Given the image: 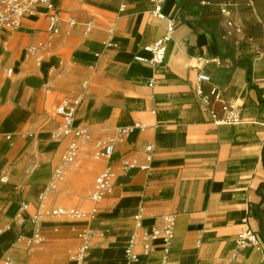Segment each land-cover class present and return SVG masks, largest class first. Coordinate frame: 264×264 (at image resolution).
<instances>
[{"label":"crops","instance_id":"1","mask_svg":"<svg viewBox=\"0 0 264 264\" xmlns=\"http://www.w3.org/2000/svg\"><path fill=\"white\" fill-rule=\"evenodd\" d=\"M55 2L58 32L38 5L19 29L0 33V264H75L85 239L87 264H264V202L261 221L253 215L264 184V104L228 54L236 45L254 53L252 82L264 97V0ZM156 7L174 30L152 67L135 56L165 33ZM197 67L240 107V123L213 122L197 94ZM74 97L75 123L93 140L116 139L103 159L113 185L89 220L49 208L59 185L48 190V182L72 137L58 135L53 107ZM88 201L60 207L87 210ZM36 214L40 241L30 243ZM166 216L172 236L145 250L143 232L161 229ZM244 220L263 247L232 258Z\"/></svg>","mask_w":264,"mask_h":264},{"label":"built area","instance_id":"2","mask_svg":"<svg viewBox=\"0 0 264 264\" xmlns=\"http://www.w3.org/2000/svg\"><path fill=\"white\" fill-rule=\"evenodd\" d=\"M38 5L44 6L46 9L45 17L48 20V31L51 34L58 32L61 9L55 0H0V33L19 29L25 17L32 16L36 13V7ZM153 12L157 17L166 19L167 24L165 33L143 47L146 54H138L135 58L144 64L155 67L162 64L164 61L167 44L171 40L174 30V20L165 17L158 7H156ZM196 78L199 84L197 94L213 122L218 124L240 123V107L225 97L222 88L213 82L210 74L207 73L204 68L197 67ZM80 102L81 100L77 97L70 99L65 98L56 106V113L62 118V127L58 135H71L72 137L66 152L62 156V162L54 169L53 176L48 182V190L57 189L59 183L63 180L65 166L75 162L80 152L81 145L91 142L97 159L102 158L109 160L114 153L116 139L113 136L109 135L100 140H93L89 130L85 126L75 123ZM127 131V128H121L119 130V135L122 136ZM5 137L10 139V135L8 134H6ZM114 176L115 173L109 164H106L96 175L89 195L92 204L87 210H80L74 207H59L53 209L51 211L52 214H61L84 220L94 219L98 211L97 204L111 190ZM39 215L40 214H36L34 217V227L29 238L30 243L40 241ZM141 218L142 216L140 214L135 217L138 222ZM172 226V216H166L164 217V226L161 229L153 228L150 231H144V249H150L148 241L154 239L161 238L167 243V240L172 236ZM262 244L258 231L244 220L236 234L235 250L231 257L235 258L238 251L241 249L255 248L261 250L263 247ZM88 250V242L85 239L79 251L73 256L75 264H87L86 258L88 256ZM126 256L128 259L134 258L129 248L126 249ZM4 264H11V260L6 259Z\"/></svg>","mask_w":264,"mask_h":264},{"label":"rangeland","instance_id":"3","mask_svg":"<svg viewBox=\"0 0 264 264\" xmlns=\"http://www.w3.org/2000/svg\"><path fill=\"white\" fill-rule=\"evenodd\" d=\"M55 105L53 110L55 111ZM104 166L102 158L95 157L94 149L91 145H82L78 154V160L68 166V171L64 173L63 180L59 183L55 204L51 209L60 206L81 205L83 209L89 206L88 196L92 190L94 178ZM68 191L71 195L63 194ZM53 206V207H51ZM138 222L135 220L134 227Z\"/></svg>","mask_w":264,"mask_h":264},{"label":"trees","instance_id":"4","mask_svg":"<svg viewBox=\"0 0 264 264\" xmlns=\"http://www.w3.org/2000/svg\"><path fill=\"white\" fill-rule=\"evenodd\" d=\"M233 58L234 63L237 66H240L246 70V77L249 89L255 90L257 93V97L260 103L264 104V97H262V90L259 89L253 82H252V60L254 57V53L251 52L246 46L244 45H236L234 46L229 52ZM263 154H262V161H263V167H264V146H263ZM264 188V184H260L257 188L258 194L261 196V202L256 206V208L253 210V215L256 219L261 221V215H260V209L261 205L264 202V197L262 195L261 189Z\"/></svg>","mask_w":264,"mask_h":264}]
</instances>
